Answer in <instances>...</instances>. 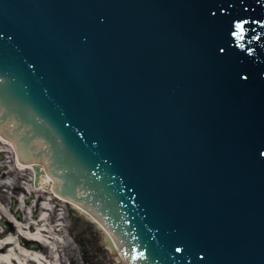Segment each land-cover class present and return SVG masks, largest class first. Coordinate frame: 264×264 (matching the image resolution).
<instances>
[{
    "label": "water",
    "instance_id": "1",
    "mask_svg": "<svg viewBox=\"0 0 264 264\" xmlns=\"http://www.w3.org/2000/svg\"><path fill=\"white\" fill-rule=\"evenodd\" d=\"M0 129L129 264H264V0H0Z\"/></svg>",
    "mask_w": 264,
    "mask_h": 264
},
{
    "label": "bare ground",
    "instance_id": "2",
    "mask_svg": "<svg viewBox=\"0 0 264 264\" xmlns=\"http://www.w3.org/2000/svg\"><path fill=\"white\" fill-rule=\"evenodd\" d=\"M4 154L2 149H0V155ZM18 163V162H17ZM24 161L21 163H18V166L22 169L29 167L32 170L34 168H38V173L35 172V179L38 184V188L41 192H46L47 190L53 189L52 188V179L46 174L44 165L38 164L36 166L34 165H27L25 166ZM11 171H9L6 175L10 174ZM20 174V173H18ZM48 184V185H47ZM55 198H58L59 200L65 202L63 199L57 197V195L53 194ZM22 198L23 196L20 195ZM42 195L39 193L38 199L41 200ZM42 202L38 207L39 209V218L37 221L38 227L35 228V232L31 231H25L22 229V227L18 224L15 226V234H17V237L24 236L28 239H36L39 243V246L36 247V249L32 248H26L21 245L18 246L15 238H13V235L8 234L6 238L3 241H0V264H62L61 260L59 259L58 255V249L60 248V244L64 243L63 236L59 238H55V240H50L48 237V233L54 229V227H50L49 224H46L44 222L47 221L48 217L51 215H47V212L50 208V202L48 201ZM35 205V204H33ZM36 206V205H35ZM79 213L87 217L89 220H91L97 228L102 232L105 240H106V246L110 249L112 253H115L117 255L118 262L120 264H129V261H126V258H124L123 252H121L118 249L117 244L115 243L113 235L107 230V228L98 220H96L91 214L85 213V210L73 205ZM35 209L34 206L30 205L27 210L30 212ZM34 222L30 221V226L32 227ZM43 224V225H42ZM60 225V224H59ZM57 225V226H59ZM62 228L58 231H61ZM9 247L7 250H5L3 253H1V250L5 247Z\"/></svg>",
    "mask_w": 264,
    "mask_h": 264
},
{
    "label": "rangeland",
    "instance_id": "3",
    "mask_svg": "<svg viewBox=\"0 0 264 264\" xmlns=\"http://www.w3.org/2000/svg\"><path fill=\"white\" fill-rule=\"evenodd\" d=\"M44 196L40 203L45 200ZM48 213L51 215L47 222L50 227H54L48 237L55 240L56 237L63 236L64 239L58 249L62 264H120L117 255L106 246V240L99 228L76 208L52 200ZM60 227L62 230L58 231Z\"/></svg>",
    "mask_w": 264,
    "mask_h": 264
},
{
    "label": "flooded vegetation",
    "instance_id": "4",
    "mask_svg": "<svg viewBox=\"0 0 264 264\" xmlns=\"http://www.w3.org/2000/svg\"><path fill=\"white\" fill-rule=\"evenodd\" d=\"M9 171L10 174L6 175ZM16 172L13 169V163L6 161L4 155H0V241H3L8 234L13 235L21 247L36 249L39 243L36 239H28L24 236L17 237L15 234V226L18 224L25 231L35 232L38 227L37 221L39 218V204L38 199L39 188L35 179L33 170H26L24 172ZM23 196L22 198L20 197ZM44 195H42L43 197ZM45 198V196H44ZM46 199H48L46 197ZM35 204V205H33ZM32 205L35 207L30 212L28 207ZM50 220V217L48 218ZM30 221L34 222L30 226ZM48 224V222H44ZM43 225V224H42ZM9 247L1 250L3 253Z\"/></svg>",
    "mask_w": 264,
    "mask_h": 264
},
{
    "label": "snow or ice",
    "instance_id": "5",
    "mask_svg": "<svg viewBox=\"0 0 264 264\" xmlns=\"http://www.w3.org/2000/svg\"><path fill=\"white\" fill-rule=\"evenodd\" d=\"M237 27H239V25H237Z\"/></svg>",
    "mask_w": 264,
    "mask_h": 264
}]
</instances>
